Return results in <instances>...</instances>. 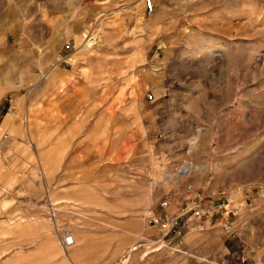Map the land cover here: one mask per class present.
I'll return each instance as SVG.
<instances>
[{"label":"rangeland","instance_id":"rangeland-1","mask_svg":"<svg viewBox=\"0 0 264 264\" xmlns=\"http://www.w3.org/2000/svg\"><path fill=\"white\" fill-rule=\"evenodd\" d=\"M200 1L166 2L172 21L164 32L158 28V8L147 15L143 0H0V22L4 6L26 9V22L39 16L38 7H47L56 23L65 18L54 11L68 9L66 42L32 45L37 75L24 78L33 85L29 94H19L27 102L50 69H63L60 51L68 42L80 44L88 32L100 43L96 55L89 51L85 64L103 53L125 59L126 70L107 78L105 86L114 88L117 101L148 104L149 140L161 147L167 162L175 160L161 198L146 217L148 229L157 232L154 217L178 214L193 198L188 190L193 185L209 199L232 198L240 216L233 232L225 231L219 218L202 222V231L187 230L185 234L194 232L187 238L192 259L203 264H264V0ZM96 23L98 34L91 28ZM22 39L16 34L9 41L20 46ZM38 92L26 114L31 128ZM14 99H5L3 115L16 110ZM161 112L164 117L157 120ZM167 200L169 206L161 208ZM159 242V249L185 252L183 243L174 251Z\"/></svg>","mask_w":264,"mask_h":264},{"label":"crops","instance_id":"crops-1","mask_svg":"<svg viewBox=\"0 0 264 264\" xmlns=\"http://www.w3.org/2000/svg\"><path fill=\"white\" fill-rule=\"evenodd\" d=\"M168 1H156L162 32L172 21ZM38 9L29 22L26 9L1 10L0 264H203L187 245L194 232L183 238L185 252L171 253L158 248L161 236L148 229L146 217L175 160L167 162L149 140L148 104L117 101L114 88L105 86L126 70L125 59L103 53L95 60L96 48L88 64L89 52L77 55L70 69H50L28 102L19 96L33 85L24 78L37 75L32 45L57 46L70 34L67 7L54 11L65 18L59 23L47 7ZM16 34L24 45L9 41ZM37 92L31 128L26 114ZM10 95L16 110L3 115ZM68 235L74 243L65 249Z\"/></svg>","mask_w":264,"mask_h":264},{"label":"built area","instance_id":"built-area-1","mask_svg":"<svg viewBox=\"0 0 264 264\" xmlns=\"http://www.w3.org/2000/svg\"><path fill=\"white\" fill-rule=\"evenodd\" d=\"M157 0H143L145 13L153 15L155 12ZM88 38L83 40L80 44L68 43L63 52L60 54L59 64L60 68L69 69L74 62V55L83 51H93L98 44L99 37L89 32ZM68 51L64 55V51ZM65 51V53H66ZM55 69V68H54ZM150 100L153 97H148ZM188 190L194 196L189 202L174 216L160 215L152 219L154 227L162 236L161 247L166 249H174L178 251L183 243V237L187 230L202 229V222L207 220H214L219 218L220 226L227 232H233L235 222L240 216V206L236 205L232 198H212L205 197L200 189L193 185L188 186ZM161 208H167L169 201L161 202ZM64 248L73 245V238L68 235L63 240Z\"/></svg>","mask_w":264,"mask_h":264},{"label":"bare ground","instance_id":"bare-ground-1","mask_svg":"<svg viewBox=\"0 0 264 264\" xmlns=\"http://www.w3.org/2000/svg\"><path fill=\"white\" fill-rule=\"evenodd\" d=\"M143 4H144V2H143ZM137 6H140V3L137 5ZM99 27H100V25L98 26V24L96 23L94 26H92L91 28H92V31H93V33L95 34H98L97 32H98V29H99ZM88 34H90L89 32H88ZM88 34L86 35V37L83 39V40H85V39H87L89 36H88ZM82 40V41H83ZM99 42V41H98ZM72 237V236H71ZM73 238V237H72ZM73 243H74V240H73ZM70 247V246H69Z\"/></svg>","mask_w":264,"mask_h":264}]
</instances>
